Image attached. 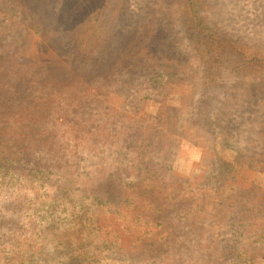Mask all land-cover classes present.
Wrapping results in <instances>:
<instances>
[{
    "label": "rangeland",
    "instance_id": "374dc122",
    "mask_svg": "<svg viewBox=\"0 0 264 264\" xmlns=\"http://www.w3.org/2000/svg\"><path fill=\"white\" fill-rule=\"evenodd\" d=\"M74 1L0 0V264H62L61 249L97 254L86 264H264V68L238 76L223 50L208 74L185 26L194 14L216 41L264 51V0H83L75 19L98 25L87 37ZM152 161L171 200H214L216 213L201 206L183 226L146 185L129 217L126 199L109 212V170L146 178ZM43 226L50 248L32 241ZM95 228L117 235L94 250Z\"/></svg>",
    "mask_w": 264,
    "mask_h": 264
},
{
    "label": "trees",
    "instance_id": "16d2710c",
    "mask_svg": "<svg viewBox=\"0 0 264 264\" xmlns=\"http://www.w3.org/2000/svg\"><path fill=\"white\" fill-rule=\"evenodd\" d=\"M83 2V0H75L73 4H71L70 9L68 11V18L72 23V28L76 29L77 32H81L82 36L87 37L83 30L88 29L89 27V33L88 36L92 35L93 32L97 30V22L93 25L89 24L88 17L84 18L85 16L82 15V17L79 19H75V14L78 13L79 8L76 9V6L78 3ZM190 2V5L194 4V0H183V6H188ZM91 3H93L91 1ZM94 4V3H93ZM189 10V6H188ZM100 9L96 10L94 6L89 7V13L95 12L98 16V19L101 18L100 15ZM189 13V12H188ZM78 15V14H77ZM103 15V14H102ZM191 15V14H190ZM79 19V20H78ZM264 19V18H263ZM185 26L188 29V34L191 37V42L193 44V49L196 51L197 55L205 56V54L211 55V61L207 63L206 71L208 72L210 70V67L215 64V62L220 64V60L218 57H216L217 54L221 55V53H224L223 50L231 54V57L234 61H236L237 66L236 70L238 72V76H242L244 74L246 75H255L258 74V71L260 68H264V54H261L263 58H257L258 52L264 53L262 48L256 47L255 52L253 51V47L250 46L248 43H237L235 40L232 39H222L219 41H216L215 34L210 31V29L205 27L202 21L197 20L194 17V14L192 18H188L185 21ZM223 44V48L221 47ZM86 43H82L79 46V49L81 51L85 50ZM87 50V48H86ZM245 59V60H243ZM262 60V61H261ZM138 67V66H137ZM208 74H211L214 76L211 72H208ZM211 82L215 84L214 78H210ZM210 82V80H209ZM208 82V83H209ZM102 104H97L95 108H97L98 111H101ZM205 111H209V108H206ZM201 114L203 111H200ZM205 116V115H203ZM206 116L208 114L206 113ZM209 120V119H208ZM114 124L116 123L115 120H113ZM207 123V119H206ZM208 128L211 131V124H208ZM160 141L159 138H156L155 143H158ZM119 168V169H118ZM150 170H152L146 178H143L139 175L134 174L133 171L127 170L125 167H113L109 170L108 175L106 177V180L102 183L108 190L107 197L112 198V203L107 206V209L109 212L115 213L118 216H122L121 207H123V201H126L125 209H126V217H129L130 214H132V200L137 197V189L136 187H142L143 185H146L150 188V191H148V194L150 195L151 204H163L166 207V210L169 214H172L173 212H176L178 214L179 220L182 221V225H196L193 217H196L197 210L202 206L204 212H212L216 213V210H212V207L215 206V201L209 202H199V200H196L193 196L189 194L182 193L181 196L177 197V199L171 200L169 198L170 193L168 188L169 183L166 179H159V177H156L158 172L157 165L154 164V162H151ZM99 183H97L98 186ZM130 186L132 189L126 193V190L121 189L122 185ZM120 191V192H118ZM96 197H99L101 199H104L102 194L98 193L96 194ZM170 200V201H167ZM219 206V205H218ZM217 208V207H216ZM222 216V215H221ZM223 217V216H222ZM137 219H140L136 216ZM157 218V217H156ZM191 218V219H189ZM56 223V220H54ZM46 221L45 223H47ZM51 223L53 220L50 221ZM112 222H115L114 220ZM105 223L108 224L109 222L105 220ZM52 226L59 227V225L54 224ZM22 227L24 224H21L18 228H11L12 232L16 230H22L25 231ZM101 226H98L97 228H100ZM96 230H90V232H86L85 235L89 233V235L92 237V240L89 238L83 239L90 240V244L94 250L99 248V246L102 244L103 240L100 239L102 236L105 235V239H113L117 235L116 230H112L109 232H106V234H102L100 229ZM41 235L33 237L32 241L33 244H39L38 247L42 246H48V244L52 241V236L50 235V229L48 227L43 226L41 229ZM56 232L55 234H58L57 229H54ZM39 233V232H38ZM44 233V235H42ZM67 234L70 235V241L73 234H78L77 232H68ZM22 239L17 240L19 243V251L13 250L11 252V256H9L10 259L20 260L23 255H25L26 247L30 243V238L28 235L21 234ZM174 237V236H172ZM170 237L169 239H171ZM61 242V241H60ZM95 244V246H94ZM23 245V246H22ZM64 245V244H61ZM50 248V247H49ZM52 249V248H51ZM53 250V249H52ZM56 249H54L55 251ZM59 251V249H58ZM57 251V252H58ZM60 252H63V256H61L59 259L62 260V264H86L88 261L98 262L99 258L97 257V254L93 255H84V253H76L75 257H71V255L68 254V251H65V249H61ZM30 256L32 257V251L30 252ZM31 259V258H30Z\"/></svg>",
    "mask_w": 264,
    "mask_h": 264
}]
</instances>
